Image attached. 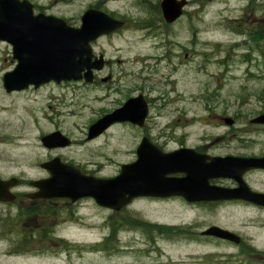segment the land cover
I'll list each match as a JSON object with an SVG mask.
<instances>
[{"label":"rangeland","instance_id":"obj_1","mask_svg":"<svg viewBox=\"0 0 264 264\" xmlns=\"http://www.w3.org/2000/svg\"><path fill=\"white\" fill-rule=\"evenodd\" d=\"M29 1L47 7L44 11L47 14L79 26L83 11L98 0ZM107 4L118 17L127 15L136 22L146 17L141 4L135 0H107ZM197 4L199 6L198 2L191 3L186 11L199 14L193 19L198 31H181L177 37L186 48L178 52L180 64L174 75L180 94H165V98L175 99L166 107L158 108L160 103L156 101L151 116H157L150 122L189 123L174 132L176 138L160 139V142L166 140L165 149L175 148L180 141H185L188 145L209 143L211 151L219 154L263 155L264 127L250 123V119L264 109V3L255 2L246 12L242 11L248 6V0H212L201 12ZM137 24L120 28L110 38L99 41L107 59L125 61L107 64L99 75L111 73L114 78L100 85L83 79L63 80L24 92L6 93L2 76L12 70L16 62L12 59L11 47L0 41V171L3 175H22L27 179L46 175L38 163L50 155L62 156L94 176L111 177L119 172L122 163L136 159L135 149L143 132L128 122H115L89 140L86 135L89 124L134 95L125 93L129 83L125 84V77L120 78L124 70L137 73L142 68L139 58L141 61L144 55L162 53V48L152 47L161 36L155 32L157 35L144 36V32L133 30ZM252 32L262 35L260 42L249 37ZM92 47L98 49L97 45ZM185 51L188 58L184 57ZM105 84L118 85L121 92L107 93ZM149 95L159 99L158 94ZM226 117L234 120L232 125L225 123ZM53 131H59L72 142L57 148L43 146L42 136ZM156 133L157 130L151 131L152 135ZM248 175L251 187L264 190V171L255 169ZM46 205L50 206L49 213L37 212L40 215L26 216L22 222L33 232L31 251L13 253L9 249L10 235L0 237V264H223L230 259L221 253L208 252L234 251L231 244L212 239L203 244L185 242L191 238L208 240L202 234L208 224L235 230L251 242L264 246V210L251 206L226 204L220 209L197 208L185 206L177 197L136 198L126 208L137 209L144 220L172 227L167 226V232L153 231L163 237L156 243L161 258L152 255L137 258L133 253L117 252L136 233L126 232L121 227L112 241L105 240L110 235L111 219L121 222L125 208L113 214L112 209L96 204L90 197L74 203L59 199L55 204ZM18 207L0 204L3 224L20 211ZM176 225L187 227L180 238L171 237ZM42 230L47 233L45 237L38 236ZM15 236L12 237L14 243ZM187 252L200 253L184 254Z\"/></svg>","mask_w":264,"mask_h":264},{"label":"water","instance_id":"obj_2","mask_svg":"<svg viewBox=\"0 0 264 264\" xmlns=\"http://www.w3.org/2000/svg\"><path fill=\"white\" fill-rule=\"evenodd\" d=\"M185 1L164 0L163 14L171 21L178 16ZM124 24L123 20L87 8L80 16L78 27L67 24L54 15L32 12L28 0H0V40L12 45L16 66L3 75L6 91L35 87L48 81L80 80L92 82L93 71L103 67V57H94L91 41L101 34L112 32ZM147 114V104L141 95L128 98L121 106L91 123L86 139H92L111 124L127 121L141 126ZM225 123L232 124L229 117ZM253 123L264 124V113L254 117ZM48 148L66 146L70 139L59 131L42 136ZM191 148L169 152L152 145L146 138L136 148V159L122 163L119 172L111 177L84 174L74 165L62 162L58 156L41 164L49 176L31 181L39 189L35 197L67 198L76 202L91 197L96 204L119 210L136 197H166L181 195L188 201L243 198L264 204V193L253 191L241 175L252 168H264L262 157H211ZM183 173L182 177L174 174ZM229 177L238 183L235 189L209 184L210 179ZM16 178L0 179V201L11 202L15 195L10 187ZM217 237L237 241L235 233L219 226L204 231Z\"/></svg>","mask_w":264,"mask_h":264},{"label":"flooded vegetation","instance_id":"obj_3","mask_svg":"<svg viewBox=\"0 0 264 264\" xmlns=\"http://www.w3.org/2000/svg\"><path fill=\"white\" fill-rule=\"evenodd\" d=\"M136 2L141 4V8L144 10L146 13V17L144 19L138 20L139 22H136L135 19L129 18L127 15H123L118 17V13L116 11L110 10L107 4V0H98L96 3L93 5L88 6L87 8H94L97 10H100L107 15L121 19L124 21V25L121 28H126V27H131L132 23H138L136 27L133 28V30H138L140 32H144V36H150V35H160L159 42L155 43L152 45V47L156 50L159 48H162V53L160 52L159 54H148L144 55L141 58H139V62H141V69L137 73H132L128 72V70H124V75H121L120 78L125 77L126 83H129L127 86V89H125L126 94H134L131 95L130 97H135L138 95H141L145 103L147 104V114L144 119V123L141 126L132 124L128 122L131 126L139 129L143 133L140 135V141L142 139L146 138L152 145L158 147L162 151H171L175 149H180V148H191L193 149L196 153L205 155V162H209L211 160V157H225V156H236V157H262L263 155H247L244 153H239V152H234V153H224V154H219V153H214L211 151L210 147L211 144H192L188 145L182 141H180L179 145L176 146L175 148L172 149H165L164 146L166 140L163 142H160V139H174L176 136L174 135V132L179 129L180 127L184 128L189 123H181V122H175V120H172L171 122H165V123H160L157 121L150 122V120L155 119L156 114L151 116L152 110H153V105L157 102L160 103V105H157L158 108L166 107L168 104L174 102V98L170 100L169 96L164 97L165 94H180L177 88V83L178 79L174 76L176 72L179 69V64H180V59H179V50H186L184 47V44L181 43L180 41L177 40L178 35L180 34L181 31L183 33H188V32H193L196 33L198 30L195 27L193 23V19L195 16H199V14L196 12L192 11H186V8H188L191 3L193 2H198L199 6L198 8L200 9L199 12L204 8L205 4L211 2L212 0H182L185 1L181 13L176 16L173 20L168 21L165 19L164 14H163V9H162V2L164 0H155L154 2L152 0H135ZM181 1V0H176ZM31 2V1H30ZM264 3V0H248V6L243 8L242 12H246L250 9L251 5L253 3ZM153 3V4H152ZM32 4L33 7V13L34 14H44V15H50L45 13V8L47 7H42L38 4ZM86 8V9H87ZM37 9V10H36ZM85 9V10H86ZM84 10V11H85ZM83 11V12H84ZM154 11V13H153ZM182 27V28H181ZM120 29V28H119ZM118 30V29H117ZM109 32L102 34L98 36L93 42L92 45L95 46L97 45V50L93 49L94 52V57H99L103 55L104 57V66L99 69L94 71V78L93 81L90 83H94L97 85L104 84L108 80L109 82H112L114 76L109 73L107 76L99 75V73L107 66V64L112 63L114 61L116 62H125L124 60L122 61L121 59H116L114 61H111L105 57V52L99 43V41L103 38H110L113 36V34L116 33V31ZM186 31V32H185ZM157 34H155V33ZM153 33V34H152ZM263 34V32H261ZM147 34V35H146ZM161 40V41H160ZM6 42L10 47H11V55L13 61L16 62L17 60L13 57V52H12V45L8 43L5 40H0ZM188 42V41H187ZM192 51V50H191ZM184 57L188 58V52L185 51ZM15 64V66H16ZM14 66V67H15ZM164 68L165 71H161V69ZM117 79V78H116ZM52 82V81H49ZM45 82V83H49ZM54 82V81H53ZM45 83L40 84L39 86L35 87L33 84L28 85L25 88L22 89H14L11 91H6V93L12 94V93H18V92H24L25 90H30L31 88L37 89L43 86ZM55 83H60V82H55ZM105 88L107 93H110L112 91H118L121 92L120 87L118 85L112 86V85H107L105 84ZM158 94V98L156 99L155 96H150L149 94ZM126 99V100H127ZM156 99V100H155ZM264 109L260 110L258 112V115L263 114ZM255 116V117H256ZM232 119V118H231ZM250 119V123L259 126V127H264L263 123H253ZM233 120V119H232ZM234 122V120H233ZM114 124V123H113ZM233 124V123H232ZM231 124V125H232ZM146 128V129H145ZM152 130H157V133L155 135L151 134ZM72 142V140H71ZM138 143V144H139ZM243 146V145H239ZM57 148V147H56ZM62 161H65L62 159V156H59ZM52 157L49 155V157L41 162L38 163L39 167L42 168L45 172L46 175L43 176H36V177H30V178H24L22 175L16 176V175H9L5 176L2 174L0 171V179L5 180L9 178H16L17 181L14 185H12L9 189L13 194L15 195L14 200L12 202H0V204H15L20 206V207H25V206H34V207H47L49 203L55 204L57 200H63L67 202V198H44V197H35V194L39 191V189L31 184L32 180L36 179H42L45 178L49 175L48 170L43 168L41 166L42 163L50 160ZM67 162V161H65ZM68 163V162H67ZM73 164V163H70ZM75 165V164H73ZM77 166L82 172L84 169L83 167H80V165H75ZM258 170V172L264 171V168H252L249 170H246L245 172L242 173L241 177L245 183L252 189L253 191H257L260 193H264V190H259L251 187L249 184L248 180V174L250 173L251 170ZM86 173V172H84ZM89 174V173H88ZM176 177H182L184 174L183 173H176L174 174ZM219 179V180H216ZM209 184L211 185H217L220 187H225V188H231L235 189L238 187L239 183L234 179V178H229V177H221V178H214L209 180ZM169 197H177L182 200L185 206H191V207H197L199 208L200 206L206 207V208H214V209H220L221 206H224L226 204H236V205H241V206H251V207H256L264 210V204H259L255 203L253 201L243 199V198H230V199H215V200H197V201H188L181 195H171V196H166V197H152V198H169ZM139 198V197H136ZM136 198L132 199L129 204H131ZM156 199H154L155 201ZM157 201V200H156ZM128 204V205H129ZM127 205V206H128ZM127 206L123 207L125 208V217L121 222H117L114 219H111L112 224L110 226L112 227H117V231L119 228L123 227L126 232L130 233H136V235H133L129 238V241L125 243V247L118 249L117 252H127V253H133L134 256L137 258H144V257H149V256H155L158 258L162 257V254L160 252V247L156 245L158 240L160 238H163L161 233L159 235L153 234V231H161L159 226L161 224L157 222H152L148 220H144L137 209L135 208H126ZM123 208L119 210H113L112 213L115 214L118 211H121ZM219 226L223 229H227L233 233H235L238 237L237 241L230 240V239H225L221 237H217L211 234H206L204 231L208 229L210 226ZM168 226V225H166ZM169 228H172L168 226ZM182 228V229H181ZM187 227H183L180 225L175 226V231L172 233L171 237H178L180 238L181 234L184 233V230ZM116 231V232H117ZM166 231V230H164ZM167 232V231H166ZM202 234L204 235L206 239H195L191 238L189 240H184L185 242H198V243H206L212 240L224 242L231 244L235 249L234 251H223V252H216V251H209L208 253H221L222 256L225 258H229V261H225L223 264H264V246L262 244H258L257 242L253 243L251 240H248L245 236L240 235L237 231L226 228L224 226H221L219 224H208V227L202 230ZM165 236V235H164ZM165 237H170L169 235H166ZM200 252L193 253V252H187L184 254H199ZM204 252H202L203 254ZM166 264H174L171 262H165Z\"/></svg>","mask_w":264,"mask_h":264},{"label":"trees","instance_id":"obj_4","mask_svg":"<svg viewBox=\"0 0 264 264\" xmlns=\"http://www.w3.org/2000/svg\"><path fill=\"white\" fill-rule=\"evenodd\" d=\"M249 37L256 41L260 42L262 35L257 32L249 33ZM41 206L34 207V206H25V207H18V210H20L18 213L15 214L14 217L8 218V223L5 222L3 224V219L0 217V237H5L6 234L10 235V239L12 240V245L9 248L11 252L13 253H25L27 251H31L30 243L32 242L33 238V232L30 228H26L22 222L27 216V218L32 217L34 215H40L37 214V212L42 213L43 215L49 213L47 210L50 206L42 207L46 210H40ZM24 208V209H22ZM53 213V212H52ZM112 224V223H110ZM2 225V226H1ZM159 228L163 230L169 229L166 225H160ZM117 231V227L110 226V235L106 237V241H112L114 238V234ZM16 235V236H15ZM47 235L45 230H42L38 233L39 237H45ZM15 236L16 242H13L12 237ZM42 239V238H41ZM40 239V240H41ZM107 246V245H106ZM106 249V247H104ZM9 251V250H8Z\"/></svg>","mask_w":264,"mask_h":264},{"label":"bare ground","instance_id":"obj_5","mask_svg":"<svg viewBox=\"0 0 264 264\" xmlns=\"http://www.w3.org/2000/svg\"><path fill=\"white\" fill-rule=\"evenodd\" d=\"M187 209V208H186ZM188 210V209H187Z\"/></svg>","mask_w":264,"mask_h":264}]
</instances>
